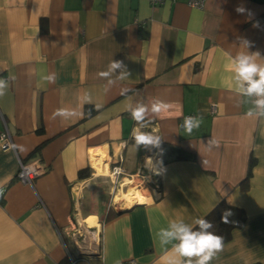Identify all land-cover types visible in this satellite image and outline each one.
<instances>
[{
	"label": "crops",
	"instance_id": "obj_1",
	"mask_svg": "<svg viewBox=\"0 0 264 264\" xmlns=\"http://www.w3.org/2000/svg\"><path fill=\"white\" fill-rule=\"evenodd\" d=\"M239 52L264 63V0H0V130L15 147L0 148V264H166L172 245L155 234L193 227L221 200L245 221L210 264H264V118L234 81ZM154 100L168 108L153 115ZM187 115L203 117L191 134ZM137 130L159 146L136 147ZM18 159L44 169L32 186ZM146 159L159 192L111 199L114 167L136 176Z\"/></svg>",
	"mask_w": 264,
	"mask_h": 264
},
{
	"label": "clouds",
	"instance_id": "obj_2",
	"mask_svg": "<svg viewBox=\"0 0 264 264\" xmlns=\"http://www.w3.org/2000/svg\"><path fill=\"white\" fill-rule=\"evenodd\" d=\"M238 12L242 9L238 8ZM246 47L249 43L245 41ZM255 56L259 53L249 54L247 52H239L233 58L231 63L234 71V81L238 87V91L242 96L252 98L253 107L249 110V116H257L264 118V63H257ZM110 71L123 68L120 78L126 79L130 76V72L122 61H112L110 63ZM110 72L100 73L102 77L109 76ZM51 81V75L45 77ZM9 82L0 78V97L6 94ZM99 107V105H97ZM168 105L162 101L154 100L151 104V112L157 115L166 110ZM130 115L138 124L143 123L146 119L148 108L139 105L129 109ZM75 113L67 109H59L56 115L61 117H71ZM203 117L201 115L184 117L181 127L189 134L194 129H198L201 125ZM135 146H156L160 144L161 138L154 136L147 131L137 130L134 134ZM209 147H218V143L210 138L207 141ZM119 171V169H117ZM193 223L198 225V230H193L192 225L186 224L183 220L177 222L172 220L167 228H161L155 234L156 239L161 246L172 245L171 251L174 255L170 256L166 264H210L213 258L223 249V237L209 231L213 228V223L205 218H196Z\"/></svg>",
	"mask_w": 264,
	"mask_h": 264
},
{
	"label": "trees",
	"instance_id": "obj_3",
	"mask_svg": "<svg viewBox=\"0 0 264 264\" xmlns=\"http://www.w3.org/2000/svg\"><path fill=\"white\" fill-rule=\"evenodd\" d=\"M88 111V108H86ZM174 149V148H172ZM179 157H188V153L177 151ZM78 177H86L85 170L78 172ZM203 218L213 223V228L209 231L223 237V243L230 240L233 231L242 226L245 221V213L242 209L228 205L225 201H219ZM193 230H198L199 226L194 225Z\"/></svg>",
	"mask_w": 264,
	"mask_h": 264
},
{
	"label": "built area",
	"instance_id": "obj_4",
	"mask_svg": "<svg viewBox=\"0 0 264 264\" xmlns=\"http://www.w3.org/2000/svg\"><path fill=\"white\" fill-rule=\"evenodd\" d=\"M151 4L156 5V4H162L167 0H148ZM169 1H176V0H169ZM205 0H188V4L192 7L195 8H202L204 6ZM187 116H192V115H187ZM186 117V116H185ZM0 148L2 150H14V143L12 140V137L8 131V128L6 126L5 121H3V128L0 130ZM18 170L16 172V179L22 184L32 186L35 179L42 174L44 169L41 167V165L36 162V161H23L21 159H18ZM119 169V171H117ZM124 172V170L120 166L114 167V173H120ZM127 175V174H126ZM128 176H133V175H128ZM155 192H159V184L156 182L154 184ZM130 264L134 263L133 260L129 261Z\"/></svg>",
	"mask_w": 264,
	"mask_h": 264
},
{
	"label": "rangeland",
	"instance_id": "obj_5",
	"mask_svg": "<svg viewBox=\"0 0 264 264\" xmlns=\"http://www.w3.org/2000/svg\"><path fill=\"white\" fill-rule=\"evenodd\" d=\"M152 166L153 163L149 161V159H146L145 161V167L147 168L146 172L140 170L136 174V176H128L123 172H120L119 174L114 173V175H111L110 178L113 181V184L109 181V179H107L106 181V183L109 182L110 189L113 192L110 194L109 197H111L112 199L120 191L124 193L129 188H133V190L138 189L143 194L145 193L142 190H147L150 193L155 194L154 184H156V182H158L159 179L157 173L155 172V168H153Z\"/></svg>",
	"mask_w": 264,
	"mask_h": 264
},
{
	"label": "bare ground",
	"instance_id": "obj_6",
	"mask_svg": "<svg viewBox=\"0 0 264 264\" xmlns=\"http://www.w3.org/2000/svg\"><path fill=\"white\" fill-rule=\"evenodd\" d=\"M96 162V161H95ZM94 162V166L96 167L97 171L101 170V162L98 161L97 163ZM93 163V162H92ZM126 191V190H125ZM120 196V195H119ZM124 202L129 203L130 200L134 198L133 188H129L126 192L122 194ZM119 203V202H118ZM129 205V204H128Z\"/></svg>",
	"mask_w": 264,
	"mask_h": 264
}]
</instances>
